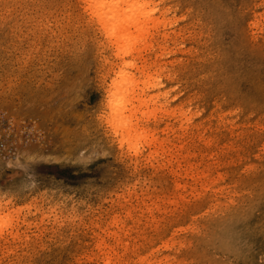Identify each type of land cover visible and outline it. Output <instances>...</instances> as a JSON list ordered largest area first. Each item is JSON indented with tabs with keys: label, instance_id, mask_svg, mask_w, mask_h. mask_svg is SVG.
<instances>
[{
	"label": "rangeland",
	"instance_id": "obj_1",
	"mask_svg": "<svg viewBox=\"0 0 264 264\" xmlns=\"http://www.w3.org/2000/svg\"><path fill=\"white\" fill-rule=\"evenodd\" d=\"M148 1L136 152L85 0H0V264H264V0Z\"/></svg>",
	"mask_w": 264,
	"mask_h": 264
},
{
	"label": "bare ground",
	"instance_id": "obj_2",
	"mask_svg": "<svg viewBox=\"0 0 264 264\" xmlns=\"http://www.w3.org/2000/svg\"><path fill=\"white\" fill-rule=\"evenodd\" d=\"M85 3L92 22L96 23L109 42L115 45L116 56L120 60L115 69L117 77L112 79L108 88L111 110L109 122L121 142L129 143L138 152L141 145L154 143L145 134L148 133L145 131L146 119L156 117V112L151 106L157 104L161 96H152L150 101L143 98L141 85L150 84L152 75L144 67L137 69V56L134 51L138 50V47L135 50L134 48L141 41H146L148 24L158 22L155 18L158 9L152 7L148 0H85ZM167 15L165 12L164 18H167ZM140 114L142 117H139ZM154 251L151 249L147 257L141 254L137 256L136 264H152L149 258L155 254Z\"/></svg>",
	"mask_w": 264,
	"mask_h": 264
}]
</instances>
